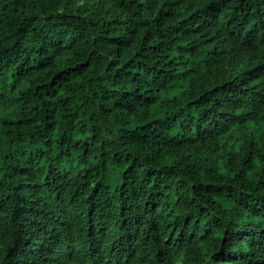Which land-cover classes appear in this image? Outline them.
<instances>
[{"label":"trees","instance_id":"16d2710c","mask_svg":"<svg viewBox=\"0 0 264 264\" xmlns=\"http://www.w3.org/2000/svg\"><path fill=\"white\" fill-rule=\"evenodd\" d=\"M0 264H264V0H0Z\"/></svg>","mask_w":264,"mask_h":264}]
</instances>
